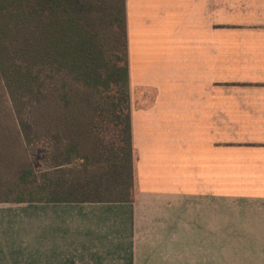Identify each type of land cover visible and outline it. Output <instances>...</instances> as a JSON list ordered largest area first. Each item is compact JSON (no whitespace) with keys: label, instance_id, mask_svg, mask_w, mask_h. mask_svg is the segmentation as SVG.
Returning <instances> with one entry per match:
<instances>
[{"label":"crops","instance_id":"1","mask_svg":"<svg viewBox=\"0 0 264 264\" xmlns=\"http://www.w3.org/2000/svg\"><path fill=\"white\" fill-rule=\"evenodd\" d=\"M126 21L132 200L0 201V264H264V0Z\"/></svg>","mask_w":264,"mask_h":264},{"label":"trees","instance_id":"2","mask_svg":"<svg viewBox=\"0 0 264 264\" xmlns=\"http://www.w3.org/2000/svg\"><path fill=\"white\" fill-rule=\"evenodd\" d=\"M0 159L17 201L132 200L126 0H0Z\"/></svg>","mask_w":264,"mask_h":264},{"label":"rangeland","instance_id":"3","mask_svg":"<svg viewBox=\"0 0 264 264\" xmlns=\"http://www.w3.org/2000/svg\"><path fill=\"white\" fill-rule=\"evenodd\" d=\"M109 134H107L108 138H110ZM5 159L8 160L7 155L5 156ZM3 162H5L4 159H3ZM15 162L16 161L8 162V165L11 166V168L8 170L9 178L7 177V175H4V176L0 175V179L3 181V186H2L3 188L0 187V199H5V198L10 199V198H15L21 195L30 194L29 192L26 191V188L22 186V183L20 184L19 181H15V179L18 177L17 174L15 175L12 173L11 175H9V172L13 169V165ZM15 164L17 165V163ZM4 173H6V169Z\"/></svg>","mask_w":264,"mask_h":264}]
</instances>
